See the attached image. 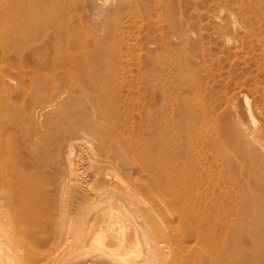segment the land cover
Returning a JSON list of instances; mask_svg holds the SVG:
<instances>
[{
	"label": "bare ground",
	"instance_id": "6f19581e",
	"mask_svg": "<svg viewBox=\"0 0 264 264\" xmlns=\"http://www.w3.org/2000/svg\"><path fill=\"white\" fill-rule=\"evenodd\" d=\"M183 1H166L178 4L177 9H166V25L152 20L161 33L182 40L192 26L183 18ZM41 4L43 0L38 10ZM212 15L220 19L215 25L221 31L235 20L228 8L225 17ZM58 25L27 21L0 27V264H264V107L255 110L258 119L253 112L257 101L252 111L246 96L257 138L248 148L251 152L244 155V148L235 145L226 160L230 172L225 176L239 169L234 166L239 155L255 183L240 199V214L231 223L226 193L207 201L195 184L194 192H188L193 175L201 180V168L192 163L190 145L177 149L173 144L175 135L185 136L182 126L193 137V128L205 120L198 107L185 95L173 106L172 121L161 108L152 111L156 135L140 130L121 91L123 80L134 101L136 80H120L110 58L111 50L123 51V46L106 47L102 61L95 64L94 48L71 53L60 39L54 48L57 59L46 65L37 39L42 28ZM118 26L109 29L115 38L121 37ZM95 29L88 27L79 37L89 44ZM174 52L175 65L179 55ZM163 84L155 83L153 89L164 101ZM178 87L174 81L168 84L173 91ZM199 87L190 81L182 88ZM168 122L175 126L174 134ZM222 134L229 132L222 129ZM188 234L194 244L188 243ZM246 238L251 239V251L243 247Z\"/></svg>",
	"mask_w": 264,
	"mask_h": 264
},
{
	"label": "rangeland",
	"instance_id": "374dc122",
	"mask_svg": "<svg viewBox=\"0 0 264 264\" xmlns=\"http://www.w3.org/2000/svg\"><path fill=\"white\" fill-rule=\"evenodd\" d=\"M39 1L41 0H0V27L8 26L11 22L26 24L27 21L36 24L53 21L59 24L56 29L42 28L37 39L43 47L46 65L57 59L54 48L60 39L64 41L62 47L69 46L71 53L94 48L92 58L95 64L102 61L106 47L119 49L123 46V51L111 50L110 58L114 73L120 80L123 77L126 80L131 77L136 80L138 91L134 95V101H132L133 96L128 94L129 84L123 80L121 84L123 83L124 86L121 91L123 99L129 102L128 114L140 121V130H150V135H156L155 122L151 115L155 112L152 111L161 108V112L172 121L175 115L173 106L182 103L181 100L185 95L188 96L187 100L190 104L199 108H197V111H200L197 112L198 115L206 118L193 128L194 136L190 137L182 126L185 136L180 139V136L175 135L176 143L173 144L177 149L185 145L187 148V145H190L192 163L194 161L195 168L196 166L201 168L198 173L201 180L198 181L193 175L192 183L188 182V192H194L191 186L195 184V187H199L198 190L206 193V199L209 198L207 201H216L218 194L226 193L228 212L226 215L228 218L232 216L230 219L233 223L234 216L236 215L237 218L240 214V199L249 195V188L255 184L254 179L247 173L245 159L243 160L239 155L234 156V166L237 164L239 169L229 173L228 177L225 173L230 172L226 160L231 156L233 147L241 145L246 155L251 152L248 148L257 138L245 102L246 96L250 99L252 111L256 101L258 105L260 104L253 111L258 119L255 110L264 107L262 105L264 104V0H234V3H227L229 7L224 0L183 1V18L192 25L187 30L189 37L185 36L183 40L176 39L175 35L167 31L161 33L152 21L156 20L159 26L167 24L166 16L169 12L166 9L173 10L178 7L177 3L176 7L170 4V1L166 2L168 0H163L161 5L158 0H43V5L41 4L42 7L38 10ZM104 7L105 11H102ZM226 7L234 13L231 17L235 20L234 23L229 21L230 28L221 31L215 25L220 19H216L212 14L218 12L221 17H225ZM3 17L7 19H2ZM104 24L106 31H101ZM116 24L119 25V29L121 28L119 38L109 33L112 25ZM88 27L97 28L90 32L89 44L84 43L83 38L79 37L85 34ZM73 29L82 32H74ZM181 32L184 33L183 30ZM47 33L52 34L53 37L46 38ZM99 33L104 37L99 38L101 36H97ZM93 36L96 38L92 45ZM174 51H178L179 55L175 65ZM48 70L49 66L45 71ZM171 81H174L180 89L173 91L168 88ZM190 81L196 82L200 87L185 91L182 87L184 83ZM155 83L158 85L165 83L163 84L164 101L161 94L154 91ZM136 104L137 108L132 111ZM117 105H120V112L123 113L125 111L122 106L123 101L117 102ZM130 122L131 120L127 121L126 118V123L131 124ZM168 123H170V133L174 134L175 126L172 122ZM222 129L229 132V135L222 134V136ZM166 151L163 148L162 152ZM156 152L158 154L157 149ZM199 162L201 163L198 164ZM217 167H220L218 168L221 170L220 174L217 172ZM240 168L243 169L242 173ZM192 194L195 196L194 193ZM253 206L251 210L256 208ZM178 222L174 221L172 224L177 225ZM220 236L217 235L216 242L221 240ZM190 237L192 236L188 234L186 239L189 240ZM192 238L188 241L190 245L195 243L194 237ZM243 247L249 251L254 249L250 238L243 239Z\"/></svg>",
	"mask_w": 264,
	"mask_h": 264
}]
</instances>
